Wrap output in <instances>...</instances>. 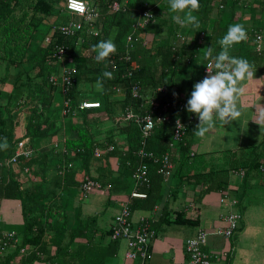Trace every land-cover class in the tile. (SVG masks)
<instances>
[{"label":"trees","instance_id":"1","mask_svg":"<svg viewBox=\"0 0 264 264\" xmlns=\"http://www.w3.org/2000/svg\"><path fill=\"white\" fill-rule=\"evenodd\" d=\"M65 1L0 0V63L7 70L0 78L6 84L0 91V143L6 137L9 145L7 150H0V160L9 159L23 138H28V146L35 151L31 159L19 158L14 167L0 166V202L15 200L21 207L22 239L20 245L16 242L15 249L19 254L21 248L27 250L28 257L21 260L22 264L40 260L42 254L48 264H105L107 251L114 253L119 240H110L106 247L92 240L97 234L99 240L109 237L110 230L101 231L95 218L71 227L65 213L64 195L84 181L74 180L75 162L86 168L95 158L96 148L118 157L123 175L130 180L126 189L133 185L137 192L146 195L144 199L129 195L127 204L131 212L154 213V231V227L163 224L199 223L198 219L187 217L185 209L168 210L164 199L170 195L165 193V189L171 190L170 180L182 187L187 183L199 184L203 187L200 193L206 194L225 191L232 171H243L244 177L253 172L264 176L259 171L264 161V135L256 145L224 152L222 162L216 163L208 155L192 151L199 119L186 111L193 85L207 76L203 70L211 63L203 59L205 48L212 46L215 55L220 50L218 42L230 25L242 24L247 32V39L234 45L230 55L248 60L264 74V53L255 51L254 36L256 32L264 33V0H199L200 9L194 13L200 21L199 28L177 24L172 19L176 14L169 11V0H83L96 9L98 17L92 33L80 19L82 29L71 37L54 29L74 18L60 17L65 12ZM114 1L121 4L118 11L112 10ZM149 9L155 21L141 28L140 16ZM178 15L183 18L184 14ZM224 17L230 20L222 25ZM113 33L116 52L104 63H96L93 45L109 39ZM128 37L131 42H127ZM58 47L65 49L61 59L55 56ZM68 70L70 84L63 92L61 79ZM103 71H112L114 78L104 80V90L100 92L94 85ZM134 86L140 89V98L132 96ZM57 95L62 100L60 104L56 103ZM66 100L70 111L64 116L56 107H64ZM150 100L157 106L154 111ZM84 101L98 107L80 109ZM180 102L185 104L182 110ZM126 109L140 115L153 113L155 118L166 120L156 123L143 144L140 127L122 121ZM22 113L24 132L19 130ZM66 119V138H57L53 148L39 151V142L65 135L62 126ZM177 120L184 125V135L175 142L173 130ZM107 126L110 127L106 129ZM101 132H106V137L96 140ZM120 136L124 137L126 149L119 152ZM110 146L114 148L111 152L107 151ZM140 150L158 159L169 155L173 167L170 175L164 178L158 174L159 165L152 159H141ZM54 157L61 162L57 166L50 165ZM68 164L72 167L61 175L60 169ZM142 164L148 166L149 183L135 185L131 175ZM13 236L17 241L19 236Z\"/></svg>","mask_w":264,"mask_h":264},{"label":"crops","instance_id":"2","mask_svg":"<svg viewBox=\"0 0 264 264\" xmlns=\"http://www.w3.org/2000/svg\"><path fill=\"white\" fill-rule=\"evenodd\" d=\"M253 72V78L243 82L242 86L245 88V92L237 102V107L241 110L242 116L237 121H233L231 125L224 127L214 117L215 127L213 129L206 133L203 138L194 136L193 152L206 154L216 163H221L224 152L239 150L260 143L264 135V120L259 118L260 111L264 110V74L261 75L256 68H253ZM109 127L107 126L106 129ZM66 129L65 124L62 128L65 135L39 142V147L45 144L41 151H48L53 148V141L56 142L57 138L65 139L67 136ZM105 137L106 132H101L96 135L95 139L103 140ZM118 138V151H125L124 137ZM103 153L99 157L93 158L86 168L82 166V163L75 162L74 180L80 182L85 179H100L105 189L85 195L81 192L80 187L76 186L66 192L64 206L68 224L71 227H76L79 221L95 218L97 227L103 232L108 231L114 217L123 204L127 203L128 196L132 191H135L133 185L126 189L130 180L123 175L118 157ZM60 163L56 158L50 162V165L57 166ZM234 172L237 170L230 173L229 184L222 192L201 194L203 187L199 184L193 186L192 183H187L182 187L178 185L176 180H170L171 190L165 189V193L170 195L164 199L168 205V210L185 209L187 217L198 219V225L163 224L154 227L155 236L149 244V256L140 263L125 258L126 241L120 240L117 242L112 255L107 251L108 257H106L105 264H187L186 241L197 236L200 231L210 234L204 250L211 256V264H255V257L259 256L255 254L257 247L251 240L252 237L249 238L248 236L249 231L252 233V230H259L261 234V248L258 246V249L262 250L259 252L261 257H259L257 264H264V176L262 178L253 172L246 177H240L236 176ZM47 175L50 176V173ZM109 178L113 181H110ZM224 195L229 198L226 197L225 202L222 203L220 198ZM231 212L242 215L239 235L237 234L230 240L211 235L217 229L225 226L224 218ZM19 216H21V207L18 201L1 200L0 228L17 234L19 236L16 237L18 245L21 243L22 234L20 232H22L23 225V217L18 219ZM143 217L156 218L154 213L150 214L140 210L131 212L133 222H138ZM246 219H249L252 225L253 221L257 220V223L262 224L263 229L252 226V230H249V225H246L244 229ZM14 227H17L20 232L12 230ZM92 240L93 243H100L106 247L110 238L106 236L99 240L97 234ZM30 250L32 253V249ZM16 251L15 248L10 249L1 264H22L21 260L27 258L28 255L19 254ZM224 254L226 255L224 256ZM40 257V260L27 264H48L43 261V254Z\"/></svg>","mask_w":264,"mask_h":264},{"label":"built area","instance_id":"3","mask_svg":"<svg viewBox=\"0 0 264 264\" xmlns=\"http://www.w3.org/2000/svg\"><path fill=\"white\" fill-rule=\"evenodd\" d=\"M86 5V11L83 15L73 12L69 8L68 0H66L63 4L64 11L67 12L72 17H76L79 20H75L74 18L69 19L68 21L58 24L54 29H57L60 33L65 36L71 37L76 35L82 29L83 23L91 28V32L93 31V23L98 17L97 11L92 6H89L85 1H83ZM121 7V4L118 1H114L112 3V10L118 11ZM155 17L152 9L146 10L142 12L140 16V20L138 26L141 28H145L148 24L154 23ZM74 25H79L80 27L77 29ZM96 35V32H93ZM183 35L180 34L179 37L183 40ZM203 36V35H202ZM255 36V51L258 54L264 53V33L262 31L254 33ZM131 37H128L127 42H131ZM48 39H46V42ZM65 49L63 47H58L56 49L55 56H58L59 59L63 56ZM209 64V63H208ZM205 66L203 72L206 75H209L207 66ZM210 73L215 72L214 68L209 69ZM61 89L63 92H67V87L70 84V70L66 71V73L62 76ZM132 96L135 98H140V89L137 86L132 88ZM152 106L153 111L157 108L156 104L153 100H150L149 103ZM94 105V103L89 102H81L80 109L89 108V106ZM98 105V104H96ZM62 107V115H67L69 113V102L68 100L64 101ZM179 109H184V103H178ZM191 120V117H189ZM166 120V118L153 116V113H145L144 115L135 114L129 109H126L122 114L123 122H134L140 127L141 137L143 139V144L150 137L155 128L156 123ZM184 135V125L181 121L177 120L175 122L174 130H173V140L178 142L182 139ZM28 138H23L16 144L13 155L7 159L6 161L0 160L1 167H14L17 164L19 158H24L26 160L31 159L35 155L34 149L28 146ZM113 146H110L107 151H113ZM102 154V150L96 148L94 150V157H99ZM138 155L143 158L152 159L153 163L159 165L158 174L162 175L164 178H167L170 175L171 169H173L172 164L169 159V155H164L160 159L157 157H152L149 153L140 150ZM72 167V164H68L67 167H63L60 169V174L63 175L65 171ZM260 173H264V161L259 166ZM25 172H28V169L25 168ZM236 176L243 177V171L234 172ZM131 178L135 185H143L149 183V174H148V166L146 164H142L138 168H135L132 172ZM105 189L104 185L95 179H85L80 184V190L83 194L89 195L97 191H101ZM131 198H140L144 199L146 197L145 194L132 191L130 194ZM226 195L220 198V202L224 203L226 200ZM229 198V197H228ZM227 198V199H228ZM152 219L149 218H141L138 222H133L131 218V211L127 203H124L118 214L114 217L112 225L110 226V240H125L126 241V252L125 258L129 261H138L144 262L149 256V244L151 240L155 236V231L151 228ZM242 221V215L231 212L224 218L225 226L223 228L217 229L211 235L223 237L226 240H230L235 236L237 231L240 228V223ZM210 234L200 231L198 235L194 238L188 239L186 241L185 250L188 255L187 264H211V256L208 252L204 250V247L207 244V239ZM17 241L14 239L13 233L9 231H2L0 229V261L4 259L10 249H14ZM20 254L26 255V248L20 249ZM226 254H224L225 256Z\"/></svg>","mask_w":264,"mask_h":264},{"label":"clouds","instance_id":"4","mask_svg":"<svg viewBox=\"0 0 264 264\" xmlns=\"http://www.w3.org/2000/svg\"><path fill=\"white\" fill-rule=\"evenodd\" d=\"M68 3L71 11L81 15L85 13L86 5L83 0H68ZM199 9V0H169V11L176 14L172 15V19L181 27L199 28L200 21L198 16L194 15ZM178 13H183V18ZM74 27L78 29L80 26L74 25ZM114 37L115 33L109 39L93 45L92 50L96 53V63H104L111 54L116 52ZM246 39L245 27L242 24H233L228 27L226 34L219 40L220 50L215 55L212 46L205 48L203 59L211 62L207 66L209 75L193 85V91L186 104V111L195 114L199 119L194 132L196 137L203 138L215 127L214 117L224 127L231 125L233 121H237L242 116L241 110L237 107V102L245 92V88L242 86L243 82L253 78L254 66L244 58L231 56L230 50L234 45ZM105 68H107V64H105ZM210 68L215 69L214 74L209 72ZM113 78L112 71H103L94 87L97 91L102 92L104 80ZM96 107L98 105L89 106V108ZM259 118L264 120V110L260 111ZM8 147V141L5 137L0 143V150H7Z\"/></svg>","mask_w":264,"mask_h":264},{"label":"rangeland","instance_id":"5","mask_svg":"<svg viewBox=\"0 0 264 264\" xmlns=\"http://www.w3.org/2000/svg\"><path fill=\"white\" fill-rule=\"evenodd\" d=\"M69 16V14L67 13V12H62L61 13V16L60 17H62V18H66V17H68ZM75 20H79L78 18H74ZM230 20V18H228V17H224L223 18V22H222V25H224V23H226L227 21H229ZM66 22V21H65ZM64 23V22H63ZM249 23V22H248ZM10 71V73H13V69L12 68H10L9 69ZM7 74V70H6V68H5V65L3 64V63H0V78L1 77H3V76H5ZM4 87H6V84L4 85V83H3V81H0V91H2L3 89H4ZM61 98H60V96L59 95H57V98H56V103L57 104H60L61 103ZM86 102H88V101H86ZM56 108H58L60 111H62L61 109V106H58L57 105V107ZM59 111V114L61 113ZM19 113H21V110H20V112ZM62 114V113H61ZM20 118L22 119V123H21V126H20V128H19V130L21 131V132H24V127H23V125H24V121H23V119H24V116H23V113L20 115ZM66 127H68L69 125V121H68V119H66ZM62 128H63V126H62ZM45 145V144H44ZM44 145H42V146H40L38 149H39V151H41V148H43V146ZM53 145H55L54 144V141H53ZM22 216V215H21ZM21 216H19V217H17L18 219H22L21 218ZM257 220L254 222L253 221V225L251 224V222H250V220L249 219H246L245 220V225H244V229H245V227H246V225H249V230H252V226H254L255 228H260V229H263L262 228V224H259V223H257ZM241 224V223H240ZM12 230H14V231H16V232H20V230L17 228V227H14V228H12ZM237 234L239 235V230L237 231V233L235 234V236L234 237H236L237 236ZM248 236H249V238H251V240L254 242V244H255V246L257 247V249H256V251H255V254L257 255V256H259V257H261L260 256V254H259V252H261V250L262 249H258V246L261 248V234H260V232H259V230H255V231H253L252 230V233H251V231H249V234H248ZM233 237V238H234ZM232 239V238H231ZM259 257H255L256 258V261H255V264H257L258 263V259H259Z\"/></svg>","mask_w":264,"mask_h":264}]
</instances>
